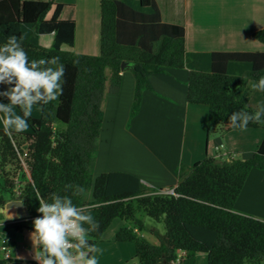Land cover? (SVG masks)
Returning <instances> with one entry per match:
<instances>
[{
  "label": "trees",
  "instance_id": "obj_1",
  "mask_svg": "<svg viewBox=\"0 0 264 264\" xmlns=\"http://www.w3.org/2000/svg\"><path fill=\"white\" fill-rule=\"evenodd\" d=\"M64 7L52 0H0V45L11 35L26 33L22 46L30 61L58 56L65 68L63 94L46 105L37 104L41 117L28 118L30 133L0 129V208L21 200L29 212L11 226L34 231L33 220L41 215L38 191L48 202L55 194L71 197L78 207L91 206L99 227L88 240L95 246L115 219L142 227L137 215L144 213L163 221L165 233H155L157 245L129 227L117 232L116 242L134 245L138 264H196L198 254H206L208 264H263L264 221L239 213L234 206L250 172L264 170V139L247 160L207 157L188 175L181 169L171 194L148 188L125 172L96 177L90 202L85 201V193L91 185L92 155L103 121L107 68L109 91L118 94L122 62L134 64L133 118L143 94L151 90L149 75L189 67L188 101L208 107L209 132L220 128L226 133L244 130L229 124L232 112L256 111L245 90L249 81L264 76V53H213L209 69L203 70L189 60L185 29L162 22L155 0H101L100 54H78L72 50L76 22L60 19ZM253 37L264 44V29ZM3 85L0 91H5ZM262 120L264 116L245 129L262 127ZM77 187L83 191L73 195ZM0 264L15 261L0 257Z\"/></svg>",
  "mask_w": 264,
  "mask_h": 264
},
{
  "label": "crops",
  "instance_id": "obj_2",
  "mask_svg": "<svg viewBox=\"0 0 264 264\" xmlns=\"http://www.w3.org/2000/svg\"><path fill=\"white\" fill-rule=\"evenodd\" d=\"M100 1H53L65 5L61 20L76 22L72 47L75 53L100 54ZM155 1L162 22L185 29V48L194 67L208 70L213 53H264V44L253 37L255 32L264 29V0ZM67 9L71 12L63 17ZM189 74L190 68L186 66L149 75L151 90L143 94L140 110L131 118L135 91L131 69L122 71L118 94L109 91L111 70L106 69L101 103L103 121L92 155L91 185L85 193L86 202L92 200L93 182L102 173H129L148 188L170 191L177 186L181 169L188 175L190 168L207 157L220 161L247 160L257 151L264 139V120L262 127L257 129L224 133L217 128L209 132L208 107L188 101ZM255 83H247L245 94L257 110L258 106L264 105V94L254 88ZM0 129H4L2 121ZM234 209L264 221V170L250 172ZM0 213L5 219L6 213L13 217L11 220H18L16 208L5 207ZM13 221L0 223V257L4 254L1 251L3 242L9 239L10 259L15 264H38L34 255L39 248L33 245V231H16L11 226ZM123 227L144 237L143 225L115 219L96 245L98 251L94 255L98 264H138L134 245L115 241L117 232ZM196 264H208V256L198 254Z\"/></svg>",
  "mask_w": 264,
  "mask_h": 264
},
{
  "label": "clouds",
  "instance_id": "obj_3",
  "mask_svg": "<svg viewBox=\"0 0 264 264\" xmlns=\"http://www.w3.org/2000/svg\"><path fill=\"white\" fill-rule=\"evenodd\" d=\"M25 37L26 33L19 37L11 35L6 43L0 45V84L11 86L7 91H0V96L8 100V103L0 102V121L9 134L27 130L34 105H46L63 94L65 68L60 58L30 61L22 46ZM128 67L133 68L134 64L130 63ZM254 88L264 91V76L254 84ZM14 106L19 107L22 115ZM262 116L264 105L258 106L254 113L235 111L229 116V124L245 129L250 123L260 122ZM82 191L77 187L73 195ZM36 199L39 201L37 211L41 215L33 220L31 239L39 248L34 255L38 264H98L94 255L98 249L88 240L89 234L99 227L91 214V206L78 207L71 197L55 194L48 202L38 191ZM6 213V219L13 218Z\"/></svg>",
  "mask_w": 264,
  "mask_h": 264
},
{
  "label": "rangeland",
  "instance_id": "obj_4",
  "mask_svg": "<svg viewBox=\"0 0 264 264\" xmlns=\"http://www.w3.org/2000/svg\"><path fill=\"white\" fill-rule=\"evenodd\" d=\"M52 1H72V0H52ZM70 12H71L70 9H67L64 12L63 17H67V15ZM257 94L259 95L260 93H257ZM0 102L8 103V100H0ZM14 108H15L16 112L19 113V111H20L19 108L17 106H14ZM31 116L32 117L33 116H37V118H40L41 117V107L38 106V105H34ZM30 131H31V129H30V126L28 125L27 130L25 132H23V133H29ZM0 209H5V206L3 208H0ZM137 220L142 221V223H143L144 227L141 229V231H142V235L144 236V238L149 243H151L153 245L159 244L158 238H157L155 233H158V234H161V235H163L165 233L164 222L163 221H160V222L155 221L154 219L146 216L144 213H139L137 215ZM11 221H13V220L5 219L3 217V214L0 213V223H7V222H11ZM130 222H132V221H130ZM132 225H133V223H132Z\"/></svg>",
  "mask_w": 264,
  "mask_h": 264
},
{
  "label": "water",
  "instance_id": "obj_5",
  "mask_svg": "<svg viewBox=\"0 0 264 264\" xmlns=\"http://www.w3.org/2000/svg\"><path fill=\"white\" fill-rule=\"evenodd\" d=\"M129 64H130V62H126V61L122 62L121 70L125 71L126 69H128ZM2 87L5 91H7V90H9V88L11 86L3 85ZM5 207L6 208H16L17 209V218H25L29 215V212H28L26 206L24 205V203L21 200L10 201L5 205Z\"/></svg>",
  "mask_w": 264,
  "mask_h": 264
},
{
  "label": "built area",
  "instance_id": "obj_6",
  "mask_svg": "<svg viewBox=\"0 0 264 264\" xmlns=\"http://www.w3.org/2000/svg\"><path fill=\"white\" fill-rule=\"evenodd\" d=\"M163 192L167 193V194H171V193H173V190H170V191L168 190V191H163ZM20 219H22V218H18V220H20ZM15 222L16 221H13V223H15ZM8 243H9V239L4 240L2 248H1V251L4 253L3 257L6 258V259H10L11 258ZM179 258H180V256H179ZM179 258L177 259L176 263L179 261ZM173 264H174V262H173Z\"/></svg>",
  "mask_w": 264,
  "mask_h": 264
}]
</instances>
